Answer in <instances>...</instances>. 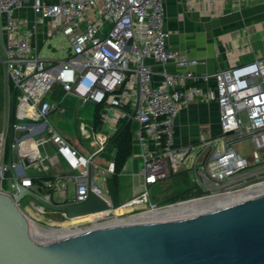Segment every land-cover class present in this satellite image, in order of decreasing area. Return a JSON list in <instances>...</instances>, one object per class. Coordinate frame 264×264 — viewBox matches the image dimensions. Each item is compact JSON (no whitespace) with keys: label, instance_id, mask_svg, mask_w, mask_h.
Wrapping results in <instances>:
<instances>
[{"label":"built area","instance_id":"2783aa9c","mask_svg":"<svg viewBox=\"0 0 264 264\" xmlns=\"http://www.w3.org/2000/svg\"><path fill=\"white\" fill-rule=\"evenodd\" d=\"M167 1L0 0L1 62L10 83L19 88L14 142L18 162L14 161L13 169L24 187L36 192L27 177L28 168L45 169L37 149V155L33 152L22 156L27 142L35 147L51 142L66 157L77 172L67 178L77 184L76 201L87 198L88 169L93 167V192L111 209L100 219L134 217L199 199L234 195L264 184V57L213 74L195 73L197 61L170 46L165 30ZM217 1L210 0L212 5ZM236 2L241 10L246 0ZM19 11H32L34 20L16 16ZM60 34L69 40L66 59H44L40 52L47 38ZM49 50L53 54L57 51L53 45ZM149 60L162 67L159 81ZM171 65L178 71L171 72ZM203 82L215 84L203 89L198 86ZM58 87L66 95L110 107L117 120L130 119L140 124L137 143L144 160L140 174L145 177V188L122 207L115 209L109 190L98 184L100 175L92 158H83L52 124L51 115L60 108L52 99ZM194 101L218 104L220 134L198 145L177 148L176 121L181 108ZM82 133L89 136L86 126ZM2 141L6 142V133L1 136L0 149ZM244 142L252 144V159L235 149ZM5 155L6 152L4 160L0 158V189L15 199V177L8 176ZM190 157L195 193L200 195L158 207L152 199V187L168 182ZM108 171L114 173V167ZM8 181L11 190L3 188ZM42 197L52 202L49 194ZM38 207L42 213L47 211ZM118 210L125 213L117 215ZM63 216L69 219L66 213Z\"/></svg>","mask_w":264,"mask_h":264},{"label":"crops","instance_id":"0c3cea01","mask_svg":"<svg viewBox=\"0 0 264 264\" xmlns=\"http://www.w3.org/2000/svg\"><path fill=\"white\" fill-rule=\"evenodd\" d=\"M165 30L169 34V43L173 49L185 53L190 60L197 61L198 64L193 69L197 74H213L237 65L250 64L256 58L264 57V0H246L241 10L236 0H218L214 5L210 0H168ZM148 64L155 73V79L159 81L162 67L154 60H149ZM169 70L173 73L178 71L174 65L169 66ZM214 84L212 82L206 85L203 82L198 86L208 89L213 88ZM56 90L52 99L60 108L51 116L54 122L57 121L55 123L62 121V126L57 124L56 129L83 158H92L98 167L96 171L100 175L99 180L102 176V186L109 190L115 209L116 206L120 208L140 195L145 188V177L140 174L144 160L142 149L137 143L140 124L129 119L134 143L132 155L118 178V191L113 195L109 187L113 173L108 170L114 167L117 153L110 142L119 127L115 111L105 106L99 109L95 103L82 101L74 95H66L60 87ZM219 119L220 110L216 102L194 101L183 106L175 124L176 147L198 145L203 140L218 136ZM83 126L88 129V137L83 136ZM35 149L44 159L45 169L40 171L36 167H30L27 177L32 181L50 179L42 184H34L36 193L40 196L49 194L52 202L57 204L76 201L77 184L67 178L76 176L77 172L72 169L66 157L58 153L50 143L38 145ZM14 159L18 162L16 154ZM192 167L193 157H190L162 185L164 193L153 199V202L170 203L171 199L183 192L190 189L195 192ZM8 176L13 178L10 173ZM48 184L53 187L48 188ZM71 184L75 186L73 200L69 199ZM56 193L61 198L58 202L53 200Z\"/></svg>","mask_w":264,"mask_h":264},{"label":"water","instance_id":"95a60500","mask_svg":"<svg viewBox=\"0 0 264 264\" xmlns=\"http://www.w3.org/2000/svg\"><path fill=\"white\" fill-rule=\"evenodd\" d=\"M18 89L13 90L8 142L7 168L13 177ZM30 145H23L22 156ZM88 175L84 201L50 202L16 177L15 199L0 189V264H264V191L191 217L89 232L54 244L32 239V221L18 205L25 197L48 211L66 213L70 221L111 210L93 192L92 166ZM163 193L160 184L151 189L152 199Z\"/></svg>","mask_w":264,"mask_h":264},{"label":"rangeland","instance_id":"374dc122","mask_svg":"<svg viewBox=\"0 0 264 264\" xmlns=\"http://www.w3.org/2000/svg\"><path fill=\"white\" fill-rule=\"evenodd\" d=\"M16 16L20 17H27L31 21L34 20V14L32 11H19L16 13ZM45 45L41 48L40 55L43 56L44 59H52L56 61H62L65 60L67 57V49L69 47V40L64 35L60 34L56 37L47 38ZM44 39L41 38V41ZM49 45H53V48H56L57 51L53 54L52 51L49 50ZM0 48V143H1V136L6 133V142L2 141L3 145H1L0 149V158H3V154L6 152L8 148V142H9V129H10V121H11V109H12V96H13V89L12 85L10 83V80L7 77L5 67L2 64L3 59V51L1 52ZM245 123L247 124V120L245 116H243ZM51 121L57 128L58 125L62 126V121H58V123H55L57 121H53V117L51 116ZM59 126V127H60ZM62 128V127H60ZM235 149L238 153L249 157L252 159V156L254 155V149L252 147L251 142H244L241 144H238L235 146ZM258 155V154H257ZM4 160V158H3ZM30 168L27 169V173H29ZM103 177H100V180L98 182L99 185H103ZM6 189L11 190V184L8 181L6 183ZM75 198V186L70 185L69 186V199L73 200ZM55 202H58L61 200L59 193H56L53 199ZM155 204L158 205V207H164L171 203L169 202H158L156 201ZM19 208L31 219L33 222L37 225H39L40 228H47L48 230H65V229H72V230H79L82 232L88 231L92 229L93 225L98 224H104L107 223L113 218H107V219H99L95 222L87 221V222H78L75 223V221H70V219H67L63 216V214L60 213H54L52 211H46L45 213H42L38 210V204L30 197H25L21 200L19 204ZM129 216H125L124 218H128ZM93 221V220H92ZM78 226H76V225ZM43 228V229H44Z\"/></svg>","mask_w":264,"mask_h":264},{"label":"bare ground","instance_id":"6f19581e","mask_svg":"<svg viewBox=\"0 0 264 264\" xmlns=\"http://www.w3.org/2000/svg\"><path fill=\"white\" fill-rule=\"evenodd\" d=\"M28 151L29 153L34 152L35 155H37L34 144L29 146ZM263 191H264V184L255 189L247 190V191L237 193L234 195L221 196V197L203 199V200L199 199V201H193L187 204L170 207L165 210L154 211L150 213L148 212L146 214H142V215H138L134 217L122 218V219L115 218L104 224L93 225L94 227L92 229L85 231V232H82L79 230H72V229L47 230L45 228L44 229L40 228L39 225L32 222L31 237L34 240L43 241L48 244H54L56 242H60L62 240H66V239H69V238H72V237H75L81 234L89 233V232H97V231L111 230L114 228L118 229V228H124V227L132 228V226H139V225H146V224L149 225L151 223L171 220L175 218L191 217V216L200 214L202 212H208L212 208L224 205L225 203L240 202L248 194L252 196L262 195ZM123 213H125L124 210L116 211L117 215H121ZM107 215H109V213L100 214V215H91V216H87V217H83L79 219H74L71 221H75V223H78V222L82 223V222H87V221L95 222L102 217H106Z\"/></svg>","mask_w":264,"mask_h":264},{"label":"trees","instance_id":"16d2710c","mask_svg":"<svg viewBox=\"0 0 264 264\" xmlns=\"http://www.w3.org/2000/svg\"><path fill=\"white\" fill-rule=\"evenodd\" d=\"M12 89L14 90V86L12 85ZM99 109L104 108L105 105H98ZM99 109H98V116H99ZM128 109V108H127ZM131 113V109L129 108L127 110ZM131 122L129 119H121L119 120V127L118 131L115 134L114 137L111 138V144L112 146L117 150L116 153V160L114 165V173L113 176L109 180V187L111 188V191L113 192V195L117 193L118 191V178L123 172V169L129 160V158L132 155V145L133 138H132V132H131ZM5 162H8V148L6 150L5 155ZM9 175V174H8ZM50 179H34L32 182L34 184H42L43 181H49ZM41 186V185H40ZM4 189H6V183L4 184ZM200 192L195 193L193 189H190L186 192H183L177 196H175L173 199H171L170 203L174 204L182 200L190 199L193 196H199ZM116 208H118L116 206Z\"/></svg>","mask_w":264,"mask_h":264}]
</instances>
